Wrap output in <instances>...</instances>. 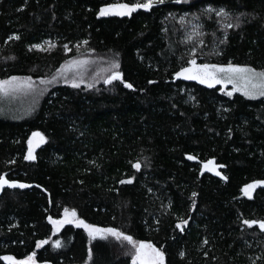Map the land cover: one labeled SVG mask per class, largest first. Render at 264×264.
Instances as JSON below:
<instances>
[{"label": "trees", "instance_id": "obj_1", "mask_svg": "<svg viewBox=\"0 0 264 264\" xmlns=\"http://www.w3.org/2000/svg\"><path fill=\"white\" fill-rule=\"evenodd\" d=\"M114 2L0 0V80L50 77L68 60L93 56L118 59L135 88L58 83L28 117H0V174L31 185L0 191V256L35 251L38 264H131L129 246L111 236L90 241L70 225L51 236L48 217L68 208L86 223L152 242L164 250L165 264H264V232L243 224L264 220V188L251 199L241 194L264 181V99L228 97L220 85L175 77L193 47L197 63L264 70V0H165L131 17H98ZM209 7L225 8L233 23L239 17V27L224 28ZM181 17L191 23L182 26ZM192 23L203 24L204 35L188 41ZM13 35L20 39L9 40ZM45 41L54 47L29 51ZM35 131L47 142L28 161ZM209 160L219 177L201 174ZM182 220L183 232L176 228ZM44 239L49 244L37 249ZM56 239L63 247H52Z\"/></svg>", "mask_w": 264, "mask_h": 264}, {"label": "snow or ice", "instance_id": "obj_2", "mask_svg": "<svg viewBox=\"0 0 264 264\" xmlns=\"http://www.w3.org/2000/svg\"><path fill=\"white\" fill-rule=\"evenodd\" d=\"M175 2L180 3L181 0H175ZM165 3V0H132V2H120L116 0L114 3H108L100 7L98 10V17H131L133 13L143 10L145 12L151 11L155 6L162 5ZM208 14L215 13V16L220 18L223 21V27L226 29L238 28L239 27V17H236V23H233L230 18V13L225 8L213 9L209 7L206 9ZM211 18V17H210ZM196 21L200 20V17L195 18ZM179 23L184 26L187 23L184 17L180 18ZM203 24L201 23H192L191 31L189 32L186 39L192 41L193 38L202 37L204 35ZM9 40H19V35H13L8 38ZM197 43L203 47V39H199ZM223 43V41H221ZM83 44H88V41H83ZM54 47L50 41H45L44 44H35L29 48V51L37 49L40 51H46L48 48ZM66 50L68 46H64ZM79 48V45H77ZM219 54V53H215ZM119 55L118 53L116 54ZM191 58L186 61L187 66L181 67L179 71L175 73L176 79H183L186 81H196L201 85H205L208 88H215L217 85L221 86V90L228 97H232L235 93H240L243 97L249 100H256L264 98V70H257L256 68L248 65H236L231 62L225 64H216V63H197V51L193 47L190 50ZM14 59V57H10ZM96 61L85 57H77L66 61L61 67L57 70V73L50 79H41V85L54 84L59 81H63L65 84L69 85L73 89H79L81 85H85L86 88L92 89L95 88L96 83L101 79L100 72H97L93 77L92 82L85 81V74L88 71L89 67L95 64ZM108 66L102 71L106 73L102 77L103 83L105 85H114L115 82H119L123 85L124 88L135 90L134 85L130 82L124 80V75L120 71L121 64L118 59L113 58L110 61H107ZM156 83L155 81H149V84ZM231 85V90H228V86ZM37 91L40 94L43 93V89L38 90L35 87V82L32 78L29 77H19L11 76L8 79L0 80V97H11L19 93L29 94L36 93ZM46 138L40 132H33L31 137L27 140L28 150L27 154L24 157L25 160L34 161L36 159L35 149L38 148L41 144L46 143ZM188 160H195L196 157L193 155L187 156ZM15 161H12L14 163ZM137 171L141 169V163L136 162L132 165ZM216 165L213 160H209L207 163L203 164V172H214L215 175L219 176L220 172L216 171ZM227 179L226 177H222ZM132 179L121 180V184H131ZM264 185V181H256L254 183L245 185L241 191L244 196L249 199L252 198V192L255 188ZM31 185L26 183H21L16 180L9 178L8 173L0 174V191H3L5 188L9 189H25L29 188ZM151 191V189H149ZM193 197L196 196V193L192 194ZM195 203H193V208ZM48 223L52 226V234L55 236L60 233L61 229L65 225H74L76 228H83L87 233L89 240H106L110 236L115 238L117 241L126 242L129 246V251L131 255V264H165V252L162 248L157 247L152 242H146L135 239L132 235L124 234L123 232L117 230L113 227H98L96 225L86 223L83 219H80L77 216L75 209L64 208L63 217L60 219H53L48 217ZM188 224L187 220H182L180 223L176 224V228L180 229L181 232L184 231V227ZM243 224L248 228H253L254 226L258 227L261 232H264V220H243ZM49 239L39 240L36 242L35 247L37 249L42 248L44 245L49 244ZM207 243V240L204 241ZM52 247L59 249L63 247L62 241L56 239L52 241ZM92 250L89 249L88 259H92ZM181 257L184 256V253H180ZM0 261H4L5 264H38L37 253L33 251L31 254L27 255L22 259H17L13 255H4L0 256Z\"/></svg>", "mask_w": 264, "mask_h": 264}, {"label": "rangeland", "instance_id": "obj_3", "mask_svg": "<svg viewBox=\"0 0 264 264\" xmlns=\"http://www.w3.org/2000/svg\"><path fill=\"white\" fill-rule=\"evenodd\" d=\"M85 57L91 58V59L96 61V63L91 65L89 67L88 71L86 72L85 81L86 82H92L93 77L96 75L97 72H100V75H101V79L99 80V82L103 81L102 77L104 75H106V73L103 72L102 70L108 66L107 61H110L112 59L103 61L104 58L93 57V56H81L80 58H85ZM56 73H57V71L52 76L44 77V78H41V79L50 80ZM41 79H36V80H33V81L35 82V87L38 90L43 89V93L42 94H40V92L37 91L36 93H29V94L19 93V94L15 95V96H11V97H0V117L5 118V119H9V120H20V119L28 117L35 110V108L37 107V104L40 101L41 97L45 94V92L47 91V89L50 86L58 84V83L65 84L61 80V81H59L57 83H54V84L41 85L40 84V80ZM228 87L231 88V85H229ZM262 99H264V98H262ZM35 132H37V131H35ZM31 135H32V133H31ZM31 135L29 136V138L31 137ZM36 149H35V151H36ZM27 150H28V145L26 144V154H27ZM251 183H254V182H251ZM251 183H249V184H251ZM259 187H263L264 188V185H261ZM257 188H255V189H257ZM254 190H253V192H254ZM253 192H252V194H253ZM241 194L243 195L242 191H241ZM244 197H246V196H244ZM62 217H63V212H62L60 218H62ZM60 218H58V219H60ZM70 226L75 227L74 225H71V224H70ZM51 229H52V226H51ZM80 229H82L85 232V230L83 228H80ZM86 235H87V233H86ZM51 236H53L52 230H51ZM123 243L126 244V242H123Z\"/></svg>", "mask_w": 264, "mask_h": 264}, {"label": "water", "instance_id": "obj_4", "mask_svg": "<svg viewBox=\"0 0 264 264\" xmlns=\"http://www.w3.org/2000/svg\"><path fill=\"white\" fill-rule=\"evenodd\" d=\"M202 169H203V167H202ZM202 169H201V173H202ZM216 171H218L217 170V167H216ZM203 173H205V172H203ZM206 173H208V174H211V175H213V176H215V177H219V176H217V175H215V173L214 172H206Z\"/></svg>", "mask_w": 264, "mask_h": 264}, {"label": "bare ground", "instance_id": "obj_5", "mask_svg": "<svg viewBox=\"0 0 264 264\" xmlns=\"http://www.w3.org/2000/svg\"><path fill=\"white\" fill-rule=\"evenodd\" d=\"M202 167H203V165H202Z\"/></svg>", "mask_w": 264, "mask_h": 264}]
</instances>
